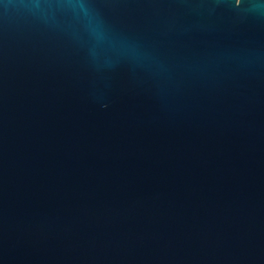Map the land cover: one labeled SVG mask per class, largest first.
Wrapping results in <instances>:
<instances>
[{
	"label": "water",
	"instance_id": "1",
	"mask_svg": "<svg viewBox=\"0 0 264 264\" xmlns=\"http://www.w3.org/2000/svg\"><path fill=\"white\" fill-rule=\"evenodd\" d=\"M0 264H264V0H0Z\"/></svg>",
	"mask_w": 264,
	"mask_h": 264
}]
</instances>
